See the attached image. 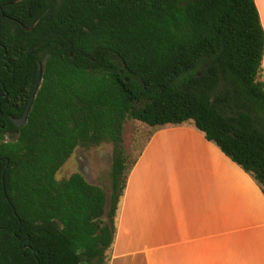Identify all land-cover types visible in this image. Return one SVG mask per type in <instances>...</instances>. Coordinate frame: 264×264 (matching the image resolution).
<instances>
[{"label":"trees","instance_id":"trees-1","mask_svg":"<svg viewBox=\"0 0 264 264\" xmlns=\"http://www.w3.org/2000/svg\"><path fill=\"white\" fill-rule=\"evenodd\" d=\"M263 54L255 0H0V264H108L127 119L192 121L264 193ZM103 142L108 210L82 173L57 178Z\"/></svg>","mask_w":264,"mask_h":264},{"label":"crops","instance_id":"crops-1","mask_svg":"<svg viewBox=\"0 0 264 264\" xmlns=\"http://www.w3.org/2000/svg\"><path fill=\"white\" fill-rule=\"evenodd\" d=\"M115 226L108 264H264L263 191L192 121L152 127Z\"/></svg>","mask_w":264,"mask_h":264},{"label":"rangeland","instance_id":"rangeland-1","mask_svg":"<svg viewBox=\"0 0 264 264\" xmlns=\"http://www.w3.org/2000/svg\"><path fill=\"white\" fill-rule=\"evenodd\" d=\"M151 130L152 127L140 120H126L124 125V148L128 167L133 163ZM112 154L113 144L111 142H103L90 147L78 146L74 154L57 173V178L65 179L74 172L82 173L90 183L99 185L105 190L108 202L106 210H108L110 196L113 192Z\"/></svg>","mask_w":264,"mask_h":264},{"label":"water","instance_id":"water-1","mask_svg":"<svg viewBox=\"0 0 264 264\" xmlns=\"http://www.w3.org/2000/svg\"><path fill=\"white\" fill-rule=\"evenodd\" d=\"M40 81H41V75L38 77L36 87H35V89L33 90V93H32V95H31L30 101H29V103H28V105H27V108H26L24 114H23L21 117H19V118H15V117L13 118V121H14L17 125H19V126H20V125H23V124L26 122V120H27V115H28L29 107H30V105H31V103H32V101H33V98H34V96H35L36 89H37V87H38Z\"/></svg>","mask_w":264,"mask_h":264}]
</instances>
